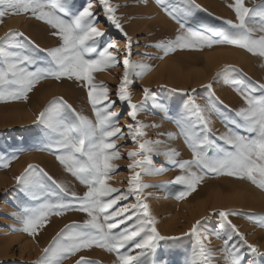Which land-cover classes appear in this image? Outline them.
I'll use <instances>...</instances> for the list:
<instances>
[{
  "label": "rangeland",
  "instance_id": "1",
  "mask_svg": "<svg viewBox=\"0 0 264 264\" xmlns=\"http://www.w3.org/2000/svg\"><path fill=\"white\" fill-rule=\"evenodd\" d=\"M91 2L94 5L92 11L98 18L96 26L105 32V36L100 38L97 52L110 42H114L116 49H119V63L115 67L93 74L94 83L103 82L108 88L109 99L116 101L114 110L120 113L119 124L124 131V138L116 140L121 158L112 162L118 168L110 174L107 183L124 192L128 188L129 178L139 172L140 182L152 185L143 189L141 199L148 204L158 232L166 237H179L158 242L155 257L157 264H189L196 245V237L189 230L197 220H201L200 230L207 236L203 242L214 253L211 264H229L230 258L227 257L225 248L234 249L242 257V264H249L253 254L243 244L240 236L264 253V227L261 226L264 221V190L247 179L206 172L195 191L185 198H178L177 194L184 191L185 186L172 182L177 176L187 173L171 164L165 153L175 150L179 153L175 159H192V151L181 133V126H194L197 133L208 136L213 144L206 146V154L212 158L224 155L218 149L234 151L231 145L219 139L220 136L251 135L241 127L243 120L236 115L241 107H246L242 95L236 89L243 90L248 82L253 85L264 83V57L253 55L231 44H214L200 50L177 49L167 55L164 50L150 46L174 39L178 34L180 25L165 11L166 8L179 15L182 21H187L186 27L211 37L213 31L225 27V20L236 21L234 11L228 7L233 0H194V3L193 0H110L112 5L117 6L116 16L127 37L131 39L130 60L150 66V70L142 76L138 74L139 69L130 72L129 91L132 103L141 105L143 102L136 120L146 125L143 128L144 136L138 138L139 143L145 140L153 142L150 145L152 151L141 153L136 158L143 160L146 155L148 161L132 170L128 168L132 160L128 158L127 152L138 149L139 144L134 143L127 135L125 126L135 124V121L128 116L130 109L127 103L120 102L116 95L124 74L123 58L127 54L124 46L127 40L105 18L99 0ZM87 3L88 0H69L71 14H78ZM259 3L260 0H245L248 8ZM259 23L260 18L254 17L249 26L258 27ZM10 31L23 35L9 36L0 41V49L4 53L34 57L37 63L27 65L29 71L48 67L51 58L44 50L61 44L60 39L52 35L55 29L32 17L30 13L8 14L0 18V38ZM260 34L258 31L253 33L255 36ZM220 55L230 60L223 63L217 61L223 59L217 58ZM4 59L0 55V66H6L2 63ZM225 66H231L238 71L226 72ZM218 73L224 74L218 76ZM85 84L86 82L76 81L75 78L57 80L48 77L41 79L33 87L27 99H0V264H36L44 255L43 249L53 242V238L65 225H83L89 219L84 212L68 210L60 216H49L48 223L39 228L35 235L20 230L23 228L25 209L56 202L58 196L65 201L73 200L71 196H65L48 179L49 176L78 196H83L87 191V187L66 171L65 166L57 160V155L61 153L45 148L50 138L57 134L47 124H41L36 119L50 102L62 97L76 113L95 123V114ZM144 88L151 90V96L147 100L144 98ZM251 94L259 96L261 92L257 90ZM189 96L194 99L195 104L202 107L212 106L204 112V117L210 121V133L204 131L199 114L188 103ZM169 133L174 134V138H170ZM157 141L159 143H155ZM5 164L7 167H4ZM30 164L37 169L34 172L29 170L30 182L17 183L15 178L21 176ZM155 171L160 174H154ZM191 171L201 174L195 167ZM116 195L117 193H113L109 198ZM136 202V198L130 196L127 200L118 201L109 211ZM73 204H76L74 200ZM220 211L232 213L228 220L235 225L239 234L223 221L218 214ZM133 221H127L126 224ZM125 226L121 224L113 231H120ZM125 250L121 249L122 252ZM138 251L136 249L131 254L135 255ZM80 257H85L94 264H115L116 261L114 252L93 246L70 256L63 264H76ZM255 259L257 264H264V257Z\"/></svg>",
  "mask_w": 264,
  "mask_h": 264
},
{
  "label": "snow or ice",
  "instance_id": "2",
  "mask_svg": "<svg viewBox=\"0 0 264 264\" xmlns=\"http://www.w3.org/2000/svg\"><path fill=\"white\" fill-rule=\"evenodd\" d=\"M99 3L105 18L127 40L124 46L127 53L123 58L124 74L116 95L120 102L127 103L130 109L128 116L135 121V124L125 126L128 130L127 135L134 143L139 144L138 149L127 152L128 158L132 160L128 168L132 170L148 161L146 155L143 160L136 158L141 153L152 151L150 145L153 142L145 140L139 143L138 138L144 136L143 128L146 125L136 120L143 102L141 105L132 103L129 91L130 72L139 69L138 74L142 76L150 70V66L130 60L132 42L116 16L117 6L112 5L110 0H99ZM93 7L91 0H88L87 5L78 14H71L69 0H0V18L8 14L30 13L32 17L55 29L52 35L61 41L59 46L44 50L51 58L49 66L38 67L35 71H29L26 67L37 63L31 55L4 53L0 49V55L5 57L2 63L6 65L0 66V99H27L28 93L44 78L52 77L57 80L75 78L76 81L86 82L88 99L96 118L93 123L86 116L76 113L71 105L63 101L62 97L50 102L45 110L39 113L36 118L37 122L47 124L57 134L56 137L50 138L45 148L61 153L57 155V160L65 166L66 171L87 187V191L83 196H78L77 193L69 192L65 186L49 176L48 179L65 196L73 198L76 202L75 206L73 200L65 201L63 197L58 196L56 202H47L36 208L25 209L22 219L23 228L20 230L29 235H35L39 228L48 223L49 216H60L68 210H78L86 213L89 219L85 220L83 225L75 223L65 225L53 238V242L43 249L44 255L36 264H63L65 259L93 246L110 253L114 252L116 254L115 264H157L155 257L158 242L179 239V237H166L158 232L155 218L151 215L148 204L141 199L143 189L152 185L142 184L139 172L129 178L128 188L124 192L107 183L110 174L118 168V165L112 162L121 158L116 140L124 138V131L119 124L120 113L114 110L116 101L109 99L108 88L103 82L94 83L93 74L115 67L119 63V49H116L114 42H110L97 52L101 42L100 38L105 36V32L96 26L98 18L92 11ZM195 7L199 8L200 5H195ZM228 7L234 11L236 21L225 20L223 22L225 27L213 31L211 37L186 27L187 21H182L179 15L166 8L165 11L180 25L177 30L178 34L174 39L160 41L150 46L164 50L167 55L177 49L200 50L203 47H212L214 44H231L253 55L264 57V0H260V3L253 8L246 7L245 0H233ZM254 17L260 18L258 27L249 26ZM257 31L261 34L253 35ZM17 35H23V33L10 31L5 37L0 38V41ZM94 54H96L95 58H93ZM225 68L226 72L238 71L231 66H225ZM222 74L224 73L217 75ZM233 83L237 82L233 81ZM207 87L210 88L211 85ZM236 90L242 95L246 104V107H241L236 115L243 120L241 127L251 135L245 137L239 134H227L219 137L231 145L234 151L226 152L218 149L224 152L222 157H209L206 154V146H212L213 142L208 136L197 133L194 126L185 128L177 122L178 126H181L185 142L192 151V159L184 161L175 159L179 155L175 150L165 153L171 164L187 173L177 176L172 182L185 186V190L177 194L178 198H185L195 191L206 172L247 179L264 190V83L253 85L248 82L243 90L240 88ZM257 90L261 92L259 96L251 94ZM143 93L145 100L150 98V89L144 88ZM188 103L199 114L204 131L210 133L211 129L208 127L210 121L204 117V112L206 108L212 106L202 107L195 104L191 96H189ZM168 135L174 138V134L169 133ZM4 167H7V164ZM193 167L201 174L191 171ZM29 170L34 172L37 169L36 166L30 164L21 176L15 178L17 183L28 184L30 182L31 172ZM154 174L160 173L155 171ZM44 175L47 176V173ZM113 193L117 195L109 198ZM130 196H134L137 202L109 211L118 201L127 200ZM218 214L234 232L239 234L235 225L228 220L232 213L220 211ZM133 217H135L134 221ZM127 221L133 222L126 224ZM201 223V220H197L189 230V233L196 237V245L192 250L189 264H211L214 256L212 249L203 242L207 236L200 230ZM121 224L126 226L120 231H113ZM261 226L264 227V221L261 222ZM240 239L253 254V259L249 264H257L255 257H264V253H261L255 245L248 244L242 235ZM121 249L126 250L122 252ZM136 249L139 251L135 255L131 254ZM224 251L230 258L229 264H242V257L234 249L225 248ZM76 264H94V262L80 257Z\"/></svg>",
  "mask_w": 264,
  "mask_h": 264
},
{
  "label": "bare ground",
  "instance_id": "3",
  "mask_svg": "<svg viewBox=\"0 0 264 264\" xmlns=\"http://www.w3.org/2000/svg\"><path fill=\"white\" fill-rule=\"evenodd\" d=\"M227 55H229V54H227ZM240 54H238V56H239ZM231 56V55H230ZM240 56H242V55H240ZM217 58H223V59H219V60H217V61H220V62H225V61H229L230 60V58H228V57H226V56H223V55H220L219 57H217ZM210 59H212V58H210ZM240 59V58H239ZM216 62V61H215ZM168 71V70H167ZM166 71V72H167ZM176 78H178V77H176ZM200 86V85H199ZM38 95V94H37ZM26 117V116H25ZM31 118V117H30ZM22 119V118H21ZM24 120V119H23Z\"/></svg>",
  "mask_w": 264,
  "mask_h": 264
}]
</instances>
